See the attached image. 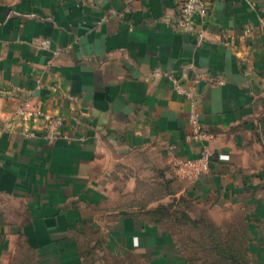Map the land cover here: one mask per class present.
<instances>
[{"label": "crops", "instance_id": "crops-1", "mask_svg": "<svg viewBox=\"0 0 264 264\" xmlns=\"http://www.w3.org/2000/svg\"><path fill=\"white\" fill-rule=\"evenodd\" d=\"M206 1L200 40L177 27L183 0H0V264L18 237L38 264H84L89 228L150 264H193L138 201L161 179L212 214H243L264 264V0ZM26 98L65 118L61 137L14 115ZM203 145L210 170L178 176L174 160Z\"/></svg>", "mask_w": 264, "mask_h": 264}, {"label": "rangeland", "instance_id": "rangeland-1", "mask_svg": "<svg viewBox=\"0 0 264 264\" xmlns=\"http://www.w3.org/2000/svg\"><path fill=\"white\" fill-rule=\"evenodd\" d=\"M140 186L139 193L144 196L138 201L144 203L148 216H156L163 227L172 231L181 251L193 264H246L240 260V253L249 258L248 229L243 214L234 210L212 214L183 194H177L178 184L173 186L162 179L158 183H140ZM80 245L84 264H150L139 252L111 250L100 229H84L80 233ZM232 251H237L234 262L227 260ZM5 264L38 262L27 241L18 237Z\"/></svg>", "mask_w": 264, "mask_h": 264}, {"label": "built area", "instance_id": "built-area-1", "mask_svg": "<svg viewBox=\"0 0 264 264\" xmlns=\"http://www.w3.org/2000/svg\"><path fill=\"white\" fill-rule=\"evenodd\" d=\"M210 12V6L206 0H183L180 14L176 20V24L179 30L192 33L196 35L200 40L204 39L203 23L207 20ZM251 34V29L247 28L243 36ZM229 33L225 32V43L230 44ZM50 44V39L46 38L43 41L44 46ZM176 88L187 97L192 100V109L189 115V122L192 128L190 138L196 141H202L209 135L204 130L200 113L197 110V104L194 94L191 90L185 88L181 83L176 84ZM14 115L24 121L39 120L43 118L45 121V127L47 132L45 137L53 142L62 136L60 127L63 125L65 118L61 115H50L45 113L39 106L33 105L30 98L24 99L21 104L15 109ZM28 136L33 135L32 132L27 133ZM171 148V146L169 147ZM221 159H228L229 155L221 154ZM213 161V153L208 146L203 145L202 151L198 157L195 158H176L174 160V167L176 173L185 179L193 180L198 176L206 173L210 170Z\"/></svg>", "mask_w": 264, "mask_h": 264}, {"label": "trees", "instance_id": "trees-1", "mask_svg": "<svg viewBox=\"0 0 264 264\" xmlns=\"http://www.w3.org/2000/svg\"><path fill=\"white\" fill-rule=\"evenodd\" d=\"M237 251H232V252H230V256L228 257V259L227 260H230V261H232V262H234L235 260H236V255H237V253H236ZM241 254V256H242V258L240 259L242 262H244V263H246V264H253V262L251 261V259H250V257L248 258V257H246V254H242V253H240ZM239 257V256H238ZM236 264H241V263H236Z\"/></svg>", "mask_w": 264, "mask_h": 264}]
</instances>
